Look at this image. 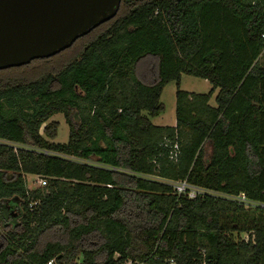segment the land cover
I'll return each mask as SVG.
<instances>
[{"label":"trees","instance_id":"16d2710c","mask_svg":"<svg viewBox=\"0 0 264 264\" xmlns=\"http://www.w3.org/2000/svg\"><path fill=\"white\" fill-rule=\"evenodd\" d=\"M94 31L56 72L0 78V264H264V0H121ZM182 74L212 87L181 90ZM170 81L175 125H154ZM57 113L66 143L48 140Z\"/></svg>","mask_w":264,"mask_h":264},{"label":"water","instance_id":"95a60500","mask_svg":"<svg viewBox=\"0 0 264 264\" xmlns=\"http://www.w3.org/2000/svg\"><path fill=\"white\" fill-rule=\"evenodd\" d=\"M121 0H0V70L49 58L112 19Z\"/></svg>","mask_w":264,"mask_h":264},{"label":"rangeland","instance_id":"374dc122","mask_svg":"<svg viewBox=\"0 0 264 264\" xmlns=\"http://www.w3.org/2000/svg\"><path fill=\"white\" fill-rule=\"evenodd\" d=\"M96 32L93 30L89 34L77 39L71 46L50 57L47 61H33L28 65L11 68L5 72L0 73V78H12V79H23V78H35L43 72L52 71L56 72L64 63L70 58L74 57L84 44L94 36ZM260 64L264 66V54L259 60ZM134 74L137 75L144 82H152L156 77V58L153 56H145L140 59L134 68ZM212 85L208 80L182 74L179 81V88L184 91L194 93H207L211 89ZM177 84L175 81H170L165 85L162 90L160 101L164 106V111L155 117H150V121L154 125L159 126H173L175 123V93ZM217 89L212 94L209 104L215 106V95ZM47 122H57V136L54 139H48L55 143H66L68 139V125L61 113L52 115ZM45 124V123H44ZM40 132L42 133V128ZM209 151V149H207ZM27 186L29 189H33L39 186L38 178H34L32 175H26ZM244 236V235H242Z\"/></svg>","mask_w":264,"mask_h":264},{"label":"built area","instance_id":"2783aa9c","mask_svg":"<svg viewBox=\"0 0 264 264\" xmlns=\"http://www.w3.org/2000/svg\"><path fill=\"white\" fill-rule=\"evenodd\" d=\"M174 148L177 149V146L174 145ZM176 152H174L171 155V158H175ZM34 178H38L39 180V186L42 187L46 184V180L38 175H32ZM173 186V190L176 194L178 195H186L187 198L189 199H195L197 196L204 194L206 191L198 188L196 186L190 185L186 180H179L171 183ZM244 194L241 193L239 196H237L236 199L243 201L244 200ZM155 260L159 259L158 256L154 257ZM112 260L114 264H149L148 259H138V258H121V255L119 253H114L112 256ZM164 262H167L168 264H176L175 260L170 258V259H165ZM43 264H85L83 260V255L79 254L73 261L68 262L64 258H61L60 256H54L50 259H48L45 263ZM198 264H209L205 261L204 258L200 259Z\"/></svg>","mask_w":264,"mask_h":264},{"label":"crops","instance_id":"0c3cea01","mask_svg":"<svg viewBox=\"0 0 264 264\" xmlns=\"http://www.w3.org/2000/svg\"><path fill=\"white\" fill-rule=\"evenodd\" d=\"M141 80H142V79H141ZM142 81H143V80H142ZM145 83H146V82H145ZM149 83H150V82H149ZM217 91H218V89H217ZM216 93H217V92H216ZM174 125H175V123H174ZM174 125H173V126H174ZM158 126H159V125H158Z\"/></svg>","mask_w":264,"mask_h":264}]
</instances>
